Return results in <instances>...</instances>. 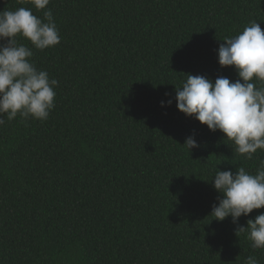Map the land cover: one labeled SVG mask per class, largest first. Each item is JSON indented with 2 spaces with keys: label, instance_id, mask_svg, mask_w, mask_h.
<instances>
[{
  "label": "trees",
  "instance_id": "16d2710c",
  "mask_svg": "<svg viewBox=\"0 0 264 264\" xmlns=\"http://www.w3.org/2000/svg\"><path fill=\"white\" fill-rule=\"evenodd\" d=\"M19 7L43 17L30 0H0V11ZM47 9L60 43L41 51L18 39L58 81L55 107L43 122L0 125V264H245L249 255L264 264V249L234 231L264 208L238 225L209 216L221 195L215 172L255 174L264 151L245 159L175 100L187 74L239 78L217 50L252 21L264 30V0H50ZM190 135L200 145L191 152Z\"/></svg>",
  "mask_w": 264,
  "mask_h": 264
},
{
  "label": "clouds",
  "instance_id": "9594fccd",
  "mask_svg": "<svg viewBox=\"0 0 264 264\" xmlns=\"http://www.w3.org/2000/svg\"><path fill=\"white\" fill-rule=\"evenodd\" d=\"M30 2L37 11L44 10L42 18L32 8L0 11V125L5 117L11 121L18 116L22 122H43L55 107L58 81L35 66L32 48L18 38L43 51L58 45L60 34L51 9H47L50 0ZM223 41L217 50L218 63L222 68L234 67L239 78L230 81L220 76L213 82L187 74L182 86H176V106L210 131L222 132L232 141L236 153L251 160L258 150L264 151V30L252 21L238 35ZM171 103L168 100L167 106ZM165 106L161 101V107ZM182 146L191 152L200 145L190 135ZM211 182L221 194L218 203L212 205V220L222 222L231 217L238 225L241 216L264 208V159L259 160L255 174L244 167L235 172L218 169ZM234 231L238 237L246 233L252 248L264 249V213L248 219L247 227L238 226ZM245 264H258V260L249 255Z\"/></svg>",
  "mask_w": 264,
  "mask_h": 264
}]
</instances>
